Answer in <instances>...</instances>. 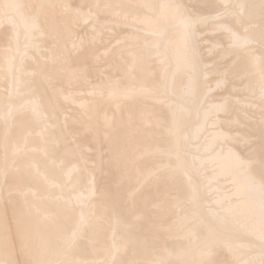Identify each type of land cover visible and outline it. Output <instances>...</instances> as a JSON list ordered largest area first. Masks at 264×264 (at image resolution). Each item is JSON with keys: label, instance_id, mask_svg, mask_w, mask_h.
I'll use <instances>...</instances> for the list:
<instances>
[{"label": "bare ground", "instance_id": "obj_1", "mask_svg": "<svg viewBox=\"0 0 264 264\" xmlns=\"http://www.w3.org/2000/svg\"><path fill=\"white\" fill-rule=\"evenodd\" d=\"M0 87V264H264V0H0Z\"/></svg>", "mask_w": 264, "mask_h": 264}, {"label": "rangeland", "instance_id": "obj_2", "mask_svg": "<svg viewBox=\"0 0 264 264\" xmlns=\"http://www.w3.org/2000/svg\"><path fill=\"white\" fill-rule=\"evenodd\" d=\"M25 40H27V39H25V38H23V37H22V38L20 37V39H18V42H19V44H20L21 47H25V46H27V43H26ZM27 58H28V57H27ZM18 59H19V58H18ZM18 59H17V61H18ZM2 85H3V87H4V86L6 85V83H5V85H4V84H2ZM0 89H2V87H0ZM3 89L6 90V88H3ZM3 89H2V91H4ZM0 91H1V90H0ZM1 126L4 127V125H2V123H0V130H1V128H2ZM0 152H1V151H0ZM0 154L3 155L2 152H1ZM0 156H1V155H0ZM87 208H88V209H87ZM84 210H86V213H87V212H88V213H91L90 207H89V206L87 207V205L84 206ZM89 211H90V212H89ZM138 262H141V261H136V260L133 261V263H138Z\"/></svg>", "mask_w": 264, "mask_h": 264}]
</instances>
